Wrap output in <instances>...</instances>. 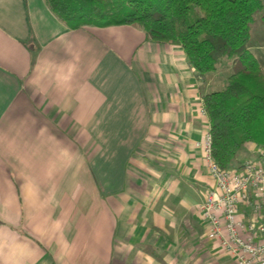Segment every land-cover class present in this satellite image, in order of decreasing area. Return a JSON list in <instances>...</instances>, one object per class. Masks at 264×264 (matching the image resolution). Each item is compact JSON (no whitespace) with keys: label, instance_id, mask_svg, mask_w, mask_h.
I'll return each instance as SVG.
<instances>
[{"label":"crops","instance_id":"obj_1","mask_svg":"<svg viewBox=\"0 0 264 264\" xmlns=\"http://www.w3.org/2000/svg\"><path fill=\"white\" fill-rule=\"evenodd\" d=\"M239 68L201 80L132 25L71 29L45 0H0V264H235L207 236L197 144L204 95Z\"/></svg>","mask_w":264,"mask_h":264},{"label":"trees","instance_id":"obj_2","mask_svg":"<svg viewBox=\"0 0 264 264\" xmlns=\"http://www.w3.org/2000/svg\"><path fill=\"white\" fill-rule=\"evenodd\" d=\"M71 29L132 25L148 40L182 47L198 79L224 59L240 60L223 89L206 93L212 153L222 169L240 165L247 143L264 148V68L249 48L264 0H45Z\"/></svg>","mask_w":264,"mask_h":264},{"label":"built area","instance_id":"obj_3","mask_svg":"<svg viewBox=\"0 0 264 264\" xmlns=\"http://www.w3.org/2000/svg\"><path fill=\"white\" fill-rule=\"evenodd\" d=\"M197 145L203 149L214 180L201 205L208 238L217 242L235 264H264V148L255 158L222 169L213 157L210 132ZM245 204L252 205L253 220L240 214Z\"/></svg>","mask_w":264,"mask_h":264},{"label":"rangeland","instance_id":"obj_4","mask_svg":"<svg viewBox=\"0 0 264 264\" xmlns=\"http://www.w3.org/2000/svg\"><path fill=\"white\" fill-rule=\"evenodd\" d=\"M253 29L254 30H253V37H252V45L255 44L254 48H257L256 47L257 42L264 41V22L263 23H259V22L256 23L254 25ZM255 55H256L257 60L259 61L260 65L262 67H264V53H260L259 51L256 50V54ZM225 60H227V59H225ZM227 83H228V78L223 76L221 81L219 82V84L216 87L224 88V87H226ZM206 114H207V112H206ZM243 156H245L244 150H242L239 153V157L243 158Z\"/></svg>","mask_w":264,"mask_h":264}]
</instances>
